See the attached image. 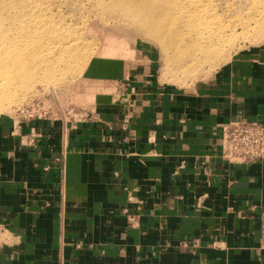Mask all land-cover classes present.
Here are the masks:
<instances>
[{"label":"crops","instance_id":"0c3cea01","mask_svg":"<svg viewBox=\"0 0 264 264\" xmlns=\"http://www.w3.org/2000/svg\"><path fill=\"white\" fill-rule=\"evenodd\" d=\"M104 100L71 124L0 120V264H264V159L221 155L229 120L264 127V48Z\"/></svg>","mask_w":264,"mask_h":264},{"label":"rangeland","instance_id":"374dc122","mask_svg":"<svg viewBox=\"0 0 264 264\" xmlns=\"http://www.w3.org/2000/svg\"><path fill=\"white\" fill-rule=\"evenodd\" d=\"M112 1L28 0L23 15L0 8V49L11 57L0 63L1 121L40 113L71 124L124 78L151 74L162 85L193 89L236 56L264 48V0H154L169 2L165 15L186 24L174 31L184 38L176 49L157 38L162 27L145 29L138 15Z\"/></svg>","mask_w":264,"mask_h":264},{"label":"bare ground","instance_id":"6f19581e","mask_svg":"<svg viewBox=\"0 0 264 264\" xmlns=\"http://www.w3.org/2000/svg\"><path fill=\"white\" fill-rule=\"evenodd\" d=\"M156 2H158L159 0H155ZM154 0H113L112 3H110V5L113 8H119L121 7V9L130 12V13H134L136 15L139 16L140 20V24L147 30H150L151 32L154 31V29L157 28H161L163 29V33H159V35H157V38L160 41H166L169 40V43L167 44L168 47H171L172 49H176L175 45L176 43H178L179 41H181L182 39H184L182 36L183 35H178L176 32H174L176 29L177 30H183L185 27V23L183 20H175V21H170V18H168V15H165V13L163 11H165L166 9H170L171 5L169 2H161L159 5H154ZM28 3V0H0V8L1 9H6L9 10L10 8H17V10H19V12L21 13V15H23L22 13H24L25 11V7ZM162 15H164L165 17L163 18ZM2 14H0V23H2ZM36 19H33L32 24H39V21H41L40 19H37V21H35ZM38 27V25H36ZM151 27V28H150ZM154 28V29H153ZM203 27L199 28V32L200 29H202ZM200 34V33H198ZM199 46V45H198ZM200 47V46H199ZM196 45L193 47V49L195 50ZM2 49V48H1ZM0 49V63L2 64V62L5 61H10L11 57H10V52H4L1 53ZM197 50H201V48H198ZM178 55H182V53L180 51H176L175 52ZM192 54V52H191ZM16 57H19L21 55V52H19L17 55L14 54ZM13 55V56H14ZM14 56V60H16V57ZM183 56V55H182ZM1 68V67H0ZM11 82L8 81L7 84H10ZM5 88V87H4ZM10 87H6V89L2 90V100L5 102H8L9 100V94H7L8 91H10L9 89ZM9 89V90H7ZM15 101V99H13ZM16 102V101H15ZM8 113V112H7ZM7 116V115H5Z\"/></svg>","mask_w":264,"mask_h":264},{"label":"built area","instance_id":"2783aa9c","mask_svg":"<svg viewBox=\"0 0 264 264\" xmlns=\"http://www.w3.org/2000/svg\"><path fill=\"white\" fill-rule=\"evenodd\" d=\"M88 115V114H86ZM24 116V114H23ZM31 119L43 120L40 113H35ZM50 119V118H48ZM221 155L228 162L235 164H251L264 159V127L257 121L245 118L229 120L222 127ZM63 159V154L61 158ZM130 224L133 215H128ZM5 231L0 224V236ZM197 242V239L194 240ZM186 245V243L184 242ZM258 248L264 250V213L260 216V238Z\"/></svg>","mask_w":264,"mask_h":264}]
</instances>
